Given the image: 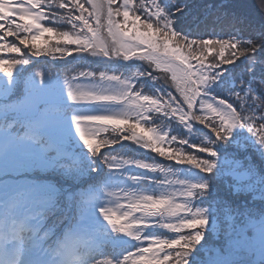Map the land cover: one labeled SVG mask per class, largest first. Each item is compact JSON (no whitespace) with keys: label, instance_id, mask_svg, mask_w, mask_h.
Instances as JSON below:
<instances>
[{"label":"snow or ice","instance_id":"snow-or-ice-1","mask_svg":"<svg viewBox=\"0 0 264 264\" xmlns=\"http://www.w3.org/2000/svg\"><path fill=\"white\" fill-rule=\"evenodd\" d=\"M187 8L185 0H0V101L23 89L0 103V172L20 166L23 152L94 178L75 193L79 221L42 260L32 253L51 233L46 218L71 207L59 206L55 186L0 180V264H65L69 255L71 264H204L202 241L218 227L214 181L249 174L222 157L225 146H236L233 157L249 144L264 155V91L253 87L264 40L240 29L195 38L178 29ZM69 57L64 69L25 74L34 58ZM87 57L103 70L76 68ZM241 57L249 59L238 78L225 66ZM125 142L142 151L126 154ZM260 255L264 264V241ZM207 264L242 262L230 252Z\"/></svg>","mask_w":264,"mask_h":264},{"label":"trees","instance_id":"trees-1","mask_svg":"<svg viewBox=\"0 0 264 264\" xmlns=\"http://www.w3.org/2000/svg\"><path fill=\"white\" fill-rule=\"evenodd\" d=\"M175 3H181L182 0H174ZM189 5V8L185 9V14L180 16L177 20L178 29L185 31L191 30L193 37L205 38L212 31L221 32L225 36L233 32V29L241 30V37L244 39H252L256 44H260L264 37L258 35L262 29H264V2L262 0H185ZM7 58V57H4ZM258 61L264 58V54L257 55L255 57ZM249 58L241 57L236 61V64L226 65L233 73L239 78L241 70L247 64ZM100 61L99 58L87 57L80 64L76 65V68H83L93 66L97 70H103L104 64L100 61L97 64L95 61ZM57 62V63H54ZM46 61L44 58L36 60L34 66L27 71L33 72L38 67L47 66L49 63L53 64L57 69H64L66 62H72L68 66L74 63V58L69 57L67 60L62 61ZM128 65H121V69ZM243 78L248 80L251 78L250 73L243 72ZM253 87L260 91H264V71H262L261 65L258 63L255 69V79L253 80ZM23 94L22 86L14 90L13 94L9 96L8 100L4 103H11L17 100V97H21ZM18 98V99H19ZM0 101V103H3ZM14 132H22L23 129L19 125L13 128ZM119 150L120 146H116ZM126 154L133 155L138 151L135 145L125 142ZM237 149L234 144L226 145L225 152L222 153V157L231 161L233 158L239 159L243 167L250 170L256 179L262 182L264 187V156L259 151V145L252 146L249 144L247 150L243 154H237L233 157V153H236ZM27 159L28 155L22 153ZM54 154V152H53ZM139 158V157H138ZM24 159V158H21ZM29 161L33 164L28 166L24 170L17 172V170H10L6 173L20 175L21 173H57L65 178V182H61L53 178H39L36 181H31L33 186H55L59 189L57 196L58 204L61 208L68 209L73 208L74 215L71 221V225L76 224L79 221V214L76 211L75 193L87 188L93 183L94 178L87 175L79 177L66 176L63 173V169L59 167L46 166L38 160L29 158ZM228 167V165H226ZM218 186V194L215 199L218 201L217 216L218 227L215 232H208L205 237V241H202L204 249L200 251L198 257L203 261L207 257V253H213L214 249L225 248L226 243L232 231L239 225L245 224L248 218L254 220H261L264 217V191L256 194V191L237 186V180L231 175H226L220 179L214 181ZM73 197L72 200L69 197ZM70 214V211L66 210L63 213L57 212L55 215L49 214L46 218L45 224L50 221V225H61L65 218ZM264 223V222H263ZM261 222L250 226V233L253 234V229H257ZM213 247V248H212ZM212 248V249H210ZM242 264H249L245 262L244 258L238 259Z\"/></svg>","mask_w":264,"mask_h":264},{"label":"rangeland","instance_id":"rangeland-1","mask_svg":"<svg viewBox=\"0 0 264 264\" xmlns=\"http://www.w3.org/2000/svg\"><path fill=\"white\" fill-rule=\"evenodd\" d=\"M229 160V159H228ZM241 172L243 171H248L249 174L245 177H242L241 179L237 180V186L243 187V188H249L254 191H256V194H258L261 191H264V187H261L258 180L253 176V173L249 171L248 169L241 168ZM261 222V224H264L262 219L261 220H254L252 218H248L243 225H239L235 233L229 237V240L227 242V245L225 248H215L214 252L206 258L204 264H207L208 259L215 255L216 253H219L220 255H228L230 252H235L236 257H241V256H250L251 255H256V256H261L260 255V248L262 241H264V232H262V228L264 226H260L256 229V232L254 235L248 236L247 230L252 226L253 224H257ZM43 237V236H41ZM49 245H47L45 242L42 244L38 245L32 253V258L36 260H42L45 259L46 257L44 256V253L42 249L47 248Z\"/></svg>","mask_w":264,"mask_h":264},{"label":"clouds","instance_id":"clouds-1","mask_svg":"<svg viewBox=\"0 0 264 264\" xmlns=\"http://www.w3.org/2000/svg\"><path fill=\"white\" fill-rule=\"evenodd\" d=\"M65 264H71L70 255H69V257L66 259Z\"/></svg>","mask_w":264,"mask_h":264}]
</instances>
